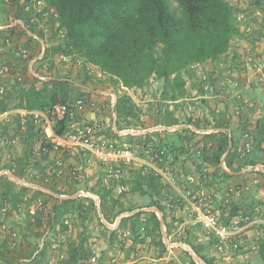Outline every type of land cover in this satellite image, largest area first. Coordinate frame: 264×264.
Here are the masks:
<instances>
[{"label":"rangeland","instance_id":"obj_1","mask_svg":"<svg viewBox=\"0 0 264 264\" xmlns=\"http://www.w3.org/2000/svg\"><path fill=\"white\" fill-rule=\"evenodd\" d=\"M227 1L232 9L233 23L239 29V34L244 35V37L248 35V37L245 39L234 38L232 40L233 47L230 50V52L232 50L234 52L218 58L215 62H207L202 67L200 75L187 67L184 68L179 76L185 82V88L188 91L186 97L175 102L163 97L169 94L170 90L165 86L163 79H158L155 76L148 80L143 90L125 89L108 79L104 80L105 85H103L106 93L112 92L116 96L123 94L130 97L131 105L134 108L132 116L128 118L131 123L129 127L135 131L138 130L140 133L158 126L167 127L162 122L167 112H173V116L178 120L177 125L180 126L174 133L167 131L150 133L147 134L148 136L145 135L148 137V141H144L143 135H138L136 140L126 136L117 141L136 146L138 151H141V148L148 144H151L156 150L162 149L163 146L160 145H164L166 147L167 166L173 177L179 179L178 183H181L187 175H191L198 182L203 183L210 193H212L211 188L217 186L218 190L214 191L218 192V197L213 201V204L225 221L253 212L257 206H262L264 203L260 200L264 197V173L254 171L256 166L264 165V136L261 138L256 132V121L260 118L264 120V92L257 89L256 91L246 90V94H241L243 97L240 99H232L233 97L227 91L229 87L226 86L227 82L225 83L224 80L226 78L222 75V72L225 73V68H229L233 72L230 75L235 74L243 81L244 77L247 76L245 75L247 53L258 55V52L254 51V48H257L261 49L262 54H264V27L263 30L255 29L252 34L248 32L246 34V30L243 28L245 23L241 16L245 8L244 0ZM172 5L176 9L174 3ZM21 8V0H0V32L15 26V36L6 33L0 34V68L6 67L7 74L14 79L5 78L7 91L12 95V99L8 110L3 112L5 116H0V178L4 179L0 183V252L4 253L6 259L5 261L0 259V264H63L62 261L67 258L69 245H77L83 239L87 241L92 250L91 259L84 264H191V260L195 264H204L203 260L193 251V247H201V255L207 259H212L213 264H264V241L259 238L261 230L258 225L251 227L248 240L240 245L229 260H224L222 255L217 254L209 246L210 241L206 240L204 233L197 226L187 224L181 228V236L175 235L173 232L186 219L182 213L181 203L176 201L179 199L178 194L158 178L160 187L157 190V198L165 206L166 220L164 222L163 213L154 206L149 207L155 198L147 192L144 183L142 184V189L146 192L144 195L138 190H131L138 182V175L143 174L139 169L128 168L124 170L123 178L126 191L117 196L104 185L101 169L93 163L89 164L87 158H84L85 160H79L76 157L73 159L64 158V176L54 185L55 191L34 182L33 177L40 179L39 168L34 166L33 160L30 158L28 162L26 160L24 167L19 168L16 160L23 159L25 161V156L31 155L39 138L35 141V136L26 131V122L22 123L20 120L21 128H18L16 119L18 109L15 106L19 100L18 92L27 87L33 77L29 72L30 64L34 70L35 63L44 55L46 47L51 50L56 43L62 44L64 38L56 31L55 24L53 29H50L46 25L47 22L43 23L38 18L36 21H32L28 17L30 23L35 24L36 30L43 32L44 39L30 33L22 21L14 19V14H17ZM174 12L178 13L177 10ZM22 29L25 30V33L21 31ZM23 51H26L25 54ZM34 53L36 56L29 60ZM54 59L57 61V69L66 77L69 74L73 77L76 74L75 70L83 72V66L77 63L79 60L77 57H62L51 54L46 61L51 63ZM16 77H20V81L16 80ZM253 78L255 77L251 76L250 81H253ZM241 85L246 87L247 84ZM249 87L255 88L250 85ZM82 96L84 95L82 94ZM107 97V95H99V106L103 105L104 101L108 103ZM188 106L191 108L189 109ZM102 113L101 118H104L106 124L110 116L109 105L105 110H102ZM221 124L227 125L229 133H226L229 137L232 136L235 141L233 147L235 159L232 161L234 164L231 168L242 166L252 160H256L259 162L258 164L243 166L239 172H231L224 160L228 156L232 142H229L227 151L220 158L219 171L214 170L209 163L201 162L200 157L205 145L200 136L214 134L213 132L207 134L203 132L209 129H219L218 126ZM187 127L201 133H194ZM231 130L233 131L232 134ZM187 131H191L193 135ZM246 134L250 137L251 142L249 152L239 149L246 142L244 139ZM187 139L190 141L188 142ZM13 140L14 143H11ZM134 140L135 142H133ZM181 149L184 152H181ZM32 159L34 158L32 157ZM6 165H11L12 169H7ZM75 166L81 167L79 181L72 180L68 175V170ZM212 172H214L213 179H210L206 174ZM18 174H22L24 177L20 178ZM5 180L12 184V191L17 192L21 187H24L30 190H38L44 194L36 200V207L43 214L40 227L33 225L34 217L25 213L24 202L17 203L15 207L12 206ZM34 187L48 190L51 193ZM70 187H75L72 188L74 194L71 196L67 195L72 190L69 189ZM229 187H239L243 192L238 197H231L230 203L227 204L222 199L223 194L221 192ZM82 192L85 196H81ZM45 195L52 196L53 199L46 198ZM99 195H107L105 199L109 206L107 208L108 218L102 215L99 208ZM28 196L26 195L23 200L25 201ZM92 196L99 199V205L95 206L96 212L91 211L85 214L83 211L68 210L58 220L55 219L58 210L54 211V208L60 200L82 199L83 197L92 199ZM67 197L70 198L65 199ZM86 204L87 202H84V205ZM122 207L132 210L117 215L116 213ZM234 207L238 209L237 215L233 214ZM139 211L158 213V217H156L160 222L159 233H151L143 226L138 227L134 232L119 231V229L111 227V224L117 221L116 219L120 223L122 218ZM143 217H147L146 214ZM64 226L65 229L62 228ZM168 226H170V230ZM258 230L260 231L258 232ZM126 232L128 235L124 236L123 234ZM4 241L7 242V253L1 247ZM159 241L165 245L164 252L157 245ZM171 244H175L176 247L169 251L166 245ZM41 251H45L42 257L40 256ZM25 254H31V258L27 259Z\"/></svg>","mask_w":264,"mask_h":264},{"label":"trees","instance_id":"obj_2","mask_svg":"<svg viewBox=\"0 0 264 264\" xmlns=\"http://www.w3.org/2000/svg\"><path fill=\"white\" fill-rule=\"evenodd\" d=\"M45 2L49 8L54 9L58 14L57 19L50 16L46 21V25L53 29L54 24L57 23L58 28L56 31H62L64 38L62 44L56 43L51 50L46 47L42 59L34 65V71L39 76L51 77L52 80L43 81L32 77L27 87L18 90L19 100L15 105L18 110H43L56 103H67L74 99L72 95L75 88L68 78L57 69V61L55 59L51 63L46 61L51 54L82 59L98 68L112 83L119 84L125 89L143 90L152 76L163 79L165 86L170 90V93L163 97L175 102L188 94L185 82L179 76L184 68L198 62H215L218 58L229 55L233 47L232 40L236 37L243 38V35L241 36L238 32L239 29L233 23L232 9L227 0H45ZM172 3H174L176 9H174ZM174 10H177L178 13L176 14ZM28 17L29 13L24 11L23 8L18 10L17 14H14V19L22 21L26 30L36 34L38 38L44 39L43 32L36 30L35 24L30 23ZM14 28L15 26L9 27L0 34L4 35L2 33H6L15 36ZM21 31L25 33V30L22 29ZM50 51L52 52L49 53ZM232 51L234 52V50ZM36 54L30 56L29 60ZM43 64L47 67L43 68ZM172 77L173 79H171ZM10 78L12 77L10 76ZM7 90L6 87L4 93L0 95V113L8 110L12 99V95ZM80 97L83 96L80 95ZM133 108L129 96L117 94L113 107L117 131L133 129L129 127L131 123L128 121V118L132 116ZM16 116L18 128H21L20 120L22 123L26 122V131L35 136L36 141L40 137V130L33 124L30 117L19 114ZM76 119L80 120V118ZM70 121L71 118L68 117L61 124V128L67 126ZM256 123V132L263 138V118L258 119ZM162 124L172 127L178 124V120L173 116V112H167ZM218 127L227 130L225 124ZM187 132L193 135L191 131ZM58 133H61V130ZM106 134L118 138L110 126L107 128ZM147 136L144 137V141H148ZM129 138L132 139L130 136ZM200 139L205 145L200 157L201 162L209 163L214 170H220V158L227 151L229 142H232V147L224 163L231 172H239L243 166H254L259 163L252 160L242 166L231 168L234 164L232 161L235 159L233 156L235 141L232 136L227 135L226 131H218L212 135H202ZM187 141L190 140L187 139ZM207 142H210V144H207ZM160 146L166 149L164 145ZM180 151L184 152L183 149ZM29 158L33 160L34 166L39 168L40 179L33 177L34 182L55 191L54 185L62 177L58 179L54 176L48 177L46 168L51 162H48L46 156L36 157L32 152L31 155L27 154L25 156V161L23 159L16 160L19 168L24 167V163L26 164V160L28 162ZM5 167L12 169L11 165ZM224 174L229 176L226 173ZM213 175L214 172L206 174L210 179H213ZM18 177L23 178L24 176L18 174ZM43 177H47L49 181L45 183ZM3 180L0 178V183ZM5 182L12 206L15 207L17 203L24 202L25 213L30 217H34L35 222L33 225L40 227L43 214L36 207V200L44 194L38 190H30L24 187L15 192L12 191V184L6 180ZM143 183L147 187V192L155 198L149 207L154 206L162 212L163 221L165 222V206L157 198V190L160 187L159 179L151 174H139L138 182L131 190H138L144 195L146 192L142 189ZM72 188L75 187L69 189ZM68 193L69 196L74 194L73 189ZM26 195L29 196L24 201L23 198ZM45 196L53 199L52 196ZM106 196H98L100 199L99 208L102 215L108 218L107 208L109 206L106 203ZM84 202H87V204L84 205ZM55 207L54 211L58 210L55 214L56 220L68 210L83 211L85 214L91 211L96 212L94 201L85 197L82 199L60 200ZM131 210V208L122 207L116 214L130 212ZM237 210L234 207V215H237ZM145 214L147 217H143ZM29 218L27 219L28 224L30 223ZM140 226L151 233L160 232V222L155 213L143 211L122 218L117 229L119 231L129 230L134 232ZM62 228L65 229L66 227ZM157 245L164 252L165 245L162 241H159ZM209 246H212V241H210ZM1 247L4 252H8L6 241L2 243ZM193 251L203 260L204 264H213L212 259H207L201 255V247H193ZM44 253L45 251H41L40 256L42 257ZM4 256V253L0 252V259L5 261ZM25 256L27 259L31 258V254H25ZM91 257L92 250L87 241L83 239L77 245H69L67 258L62 262L63 264H84ZM191 264L195 263L191 260Z\"/></svg>","mask_w":264,"mask_h":264},{"label":"built area","instance_id":"obj_3","mask_svg":"<svg viewBox=\"0 0 264 264\" xmlns=\"http://www.w3.org/2000/svg\"><path fill=\"white\" fill-rule=\"evenodd\" d=\"M21 5L23 10L29 13L32 21H36L38 18L44 23L50 16L53 19L58 18L57 12L49 8L45 0H21ZM55 26L57 29L58 24L55 23ZM59 34L64 37L62 31H59ZM25 52L23 51L24 54ZM247 54L245 64L247 80L250 81L249 78L251 76L255 77L249 85L258 87L261 92H264V60L259 55ZM77 63L83 66V71L88 77L104 76L98 68L82 59H79ZM205 65L206 63L198 62L190 64L187 68L200 75L202 73V67ZM46 67L43 64V68ZM229 73L230 71L225 68V74L223 73L222 75L226 78L224 79L225 83L227 82L226 86L234 87L237 85L234 80L236 76L234 74L230 75L231 73ZM33 75L43 81L50 79L49 77H42L38 74ZM8 77L10 76L7 74V68L1 67L0 95L4 93L7 87L5 78ZM16 80L20 81V77H16ZM83 95V97L73 99L67 103H56L43 110L16 111L19 115L29 116L33 124L40 130V137L33 149V154L36 157L46 156L48 162H51L46 168L48 177L54 176L58 179L64 176V158L73 159L76 157L79 160L87 158L89 164L93 163L97 165L103 173L104 185L117 196L122 195L126 191L123 178L125 169H139L143 174H151L156 178H160L164 184H168L178 194L179 199H176V201L181 203L182 213L186 218L184 223H181L180 227L173 233L181 236V228L187 224L199 227L204 233L206 240L212 241L211 248L217 254L222 255L224 260H229L230 256L234 255V252L239 249L240 245L248 240L247 230L251 229L254 225H264V220L257 219L260 214V210L257 208L253 212L232 217L228 221H225L213 204V201L218 197V192L214 191L218 190L217 186H213L215 189L211 188L212 193H210L203 183L198 182L191 175H187L182 179L181 183H178L179 179L173 177L172 172L167 166L165 148L156 150L151 144H148L143 146L141 151H138L136 146L117 141L126 136H130L136 140L138 135L145 137L147 134L163 131L174 133L180 126H158L142 133L133 129L117 131L115 127V114L112 112L113 118L109 119L107 126H110L111 130L118 136V139H116L106 134L108 127L104 124L103 119L97 117L90 119V113L94 112L98 106L92 100V97H87V94ZM235 96L236 99L242 97L239 93H235ZM115 102L116 100L109 105L111 110ZM188 108L190 109L191 106H188ZM0 116H5V113H0ZM68 117L71 118V121L67 126L61 128V124ZM76 118H80V120ZM187 128L194 133H201L195 129H191V127ZM60 130L61 133H58ZM218 131V129H209L203 133H215ZM244 139L246 142L239 149L249 152L251 150L250 137L246 134L244 135ZM11 143H14V140ZM50 155L51 158H49ZM80 171L81 167L75 166L68 170V175L72 180L79 181L81 178ZM254 171L264 173V165L256 166ZM43 181L46 183L49 180L47 177H43ZM242 192L243 190L239 187H229L221 192L223 194L222 199L225 200V203L229 204L231 197H238ZM82 195L85 196L83 192ZM91 198L95 206H98L99 199L96 196H92ZM155 215L158 217V213L155 212ZM118 224L119 221L117 220L111 224V227L116 229ZM123 235L127 236L128 233L126 232ZM175 247V244L166 245L169 251Z\"/></svg>","mask_w":264,"mask_h":264},{"label":"crops","instance_id":"obj_4","mask_svg":"<svg viewBox=\"0 0 264 264\" xmlns=\"http://www.w3.org/2000/svg\"><path fill=\"white\" fill-rule=\"evenodd\" d=\"M244 2H245V8H244V11H243L241 16L243 18V22L245 23L243 28L246 30V34H248V33L252 34L255 29H257L258 31L261 29L263 30V27H264V0H256V1L255 0H244ZM247 19H249V20H247ZM243 37H244V35H243ZM246 37H248V35L242 39H245ZM34 38L37 40L36 37H34ZM242 39L240 40L241 42L243 41ZM260 41L262 42L263 40H260ZM251 47L253 48V46H251ZM254 51L255 52L257 51L258 55L260 57H262L264 55V54H262L263 51L261 49H257V48L255 49L254 48ZM230 54H231V52L229 53V55ZM227 70H229L230 73H233L231 69L227 68ZM29 72L31 73L32 76H34L33 74H35V71L32 69V64H30ZM75 72H76V74L73 77L70 76V74H69L70 77L67 75V78L69 77L68 80L70 81V83L75 88L72 98H74V99L80 98V95H82V94H91L89 96H91V97L94 96V97H92V100H94L97 103L98 107L94 112L90 113V117L92 118L93 116L91 114H93L94 117L97 116L98 118H101V114H103L102 110H105V108H107L108 105H111V103H113V101L116 100V95H114L112 92H110V93L104 92L105 91V88L103 87V85H105L104 80H106L107 78L105 77V75L102 77H88L84 73V71L79 72V71L75 70ZM65 73H67V72L65 71ZM68 73H70V72L68 71ZM222 74H223V72H222ZM234 80H235L237 85L234 87L227 88L229 95L231 94V97H233L232 99H236L235 93H239L241 95V94H246V92H245L246 90L256 91V89H257L259 91L258 87H255L254 89L249 87V83H251V81L247 80V76L244 77L243 81L240 80L237 76ZM245 81H247V82H245ZM243 83L247 84L246 87H243L241 85ZM102 94L105 96L106 95L108 96L107 97L108 103H107V101H104L106 104L104 103L103 105L99 106V104H98L99 103L98 102L99 95H102ZM257 102H260V101H257ZM109 109H110V119H111V118H113L112 110L110 107H109ZM218 130L219 131H226V132L229 131V130H222L220 128ZM49 158H51V155ZM262 198L263 199H260V200L264 201V197H262ZM256 200H258V199H256ZM260 208H262V209H260ZM257 209L260 210V214L257 217V219L260 218L263 221L264 220V203L262 206H257ZM116 220H118V219H116ZM258 226H260L259 228L261 231L258 230V232L260 231L259 232L260 237L258 235L257 236L260 238V240L264 241V230H263L264 225H258ZM250 233H251V230L250 229L247 230V234L249 235Z\"/></svg>","mask_w":264,"mask_h":264},{"label":"clouds","instance_id":"obj_5","mask_svg":"<svg viewBox=\"0 0 264 264\" xmlns=\"http://www.w3.org/2000/svg\"><path fill=\"white\" fill-rule=\"evenodd\" d=\"M43 56V55H42ZM42 58V57H41ZM40 58V59H41ZM88 63V62H87ZM35 74H37L36 72H35ZM34 77V76H33ZM50 79H48V80H51V77H49ZM48 80H46V81H48ZM17 111H21V110H17ZM112 112H113V109H112ZM114 113V112H113ZM18 114V113H17ZM93 115V114H92ZM97 116H95L94 118H96ZM98 118V117H97ZM90 119H91V117H90ZM102 119V118H101ZM109 119H110V116H109ZM109 119H108V121H109ZM115 119H116V116H115ZM103 121L105 122V120H104V118H103ZM105 124V123H104ZM108 125V123H106V126ZM108 127V126H107ZM116 127V126H115ZM117 130V129H116ZM116 139H118V138H116ZM155 213V212H154Z\"/></svg>","mask_w":264,"mask_h":264},{"label":"water","instance_id":"obj_6","mask_svg":"<svg viewBox=\"0 0 264 264\" xmlns=\"http://www.w3.org/2000/svg\"><path fill=\"white\" fill-rule=\"evenodd\" d=\"M92 115V114H91ZM93 117L91 118V119H94V115H92ZM34 188H36V189H39V190H41V191H44V192H47V193H51V192H49L48 190H45V189H41V188H39V187H34ZM62 199L64 198V197H61ZM70 197H67V198H65V199H69Z\"/></svg>","mask_w":264,"mask_h":264}]
</instances>
